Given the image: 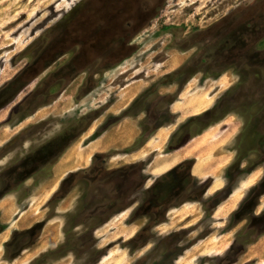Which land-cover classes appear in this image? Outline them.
<instances>
[{
	"label": "rangeland",
	"instance_id": "obj_1",
	"mask_svg": "<svg viewBox=\"0 0 264 264\" xmlns=\"http://www.w3.org/2000/svg\"><path fill=\"white\" fill-rule=\"evenodd\" d=\"M11 1L0 6V13ZM15 1L14 19L12 10L0 15V92L31 61L33 44L45 42L51 35V25L68 27L76 34L89 25L84 27V17L79 16L91 0ZM111 2L94 1L92 8L105 23L102 57L86 73L52 96L34 91L35 83L18 87L19 93L12 86L0 94V222L7 223L0 233V264H180L188 253L192 254L189 264H264V161L251 173H241L239 202L236 194L233 202L218 206L214 218L206 214L210 203L203 208L197 201H188L173 208L168 224L150 232L146 229V246L141 245L143 236L134 240L145 218L134 219L138 204L126 199L122 187L126 174L140 181L149 173V186L162 171L187 160L189 170L194 161L195 172L200 167L207 170L201 180L214 176L216 183L206 196L220 192L222 176L236 156L233 148L243 117L230 115L208 129L194 128L190 134L194 138L183 149L171 155H165L164 149L180 125L200 117L230 85L255 84L253 75L248 81V75H238L245 65L242 59L226 69H215L213 64L229 49L246 52L256 64L264 56V0H150L148 11L126 10L122 14L125 22L133 24L122 27L118 17H112L115 8ZM73 9L78 13L63 26L65 14ZM260 49V54H253ZM95 66L101 70L92 76L97 82L90 91L83 87ZM173 98L170 111L176 117L170 123L167 117H160ZM160 124L164 127L158 128ZM72 125L76 128L70 140L45 169L32 173L19 186L7 184V176L19 160L9 162L23 153L30 156L42 150L51 139L68 133ZM142 128L146 142L128 155L136 149L132 146ZM97 153L105 155V164L104 156H95ZM84 157L87 160L82 164ZM258 158L253 155L243 162L244 168ZM95 160L105 170L98 191L90 185L94 177L77 181L66 195L59 191L68 171ZM115 167L117 172L111 173ZM48 173L50 178L45 177ZM116 183L120 187L111 194ZM241 204L246 208L237 216ZM111 205L114 207L106 208ZM181 226L187 233L184 236V230H177ZM172 233L177 234L168 238ZM167 241H181V246L167 247ZM101 254L105 256L99 261Z\"/></svg>",
	"mask_w": 264,
	"mask_h": 264
},
{
	"label": "flooded vegetation",
	"instance_id": "obj_2",
	"mask_svg": "<svg viewBox=\"0 0 264 264\" xmlns=\"http://www.w3.org/2000/svg\"><path fill=\"white\" fill-rule=\"evenodd\" d=\"M94 1L97 0L89 1L88 8L84 9V7L82 6L83 8L80 11L79 18H81L82 16L84 17V20L82 21L83 26L85 27L84 24H89L86 27L88 28L87 30H80V33L76 34L75 31H70L68 27L56 29L54 25H51V35L45 39V42L37 41L40 43L33 44L35 48V51L33 52V58L30 59L31 61L27 63V66L24 67V70L17 73L13 77L12 81H10V83L5 86L6 89L4 87V89L1 90L0 94H5V92H8L12 86H14L18 92V87L24 88L35 83L34 91L43 92L47 96H52L55 93H60V91L64 90L65 87L69 85V83L76 79V77L84 72L86 73L87 69L90 68L91 65L96 64L98 59L102 57L101 29L103 28L105 23L101 21L99 13H97L92 8ZM104 1H112V6H114L115 8L114 15H112V17H118L117 20L120 27L124 26V24L126 26L133 24V21L125 22V17L122 14H124L126 10L137 9L139 12L148 11L146 9H148L151 5L149 3L150 0ZM77 10L73 9L70 12L66 13L65 16L63 15L65 19V21H63V26H66L65 24H69L73 20V18L76 16V13H78ZM83 11L87 14V16L83 13ZM254 21L255 24L259 25V22L257 20ZM255 24H253L252 26L256 27L257 25ZM59 25L61 26L62 24L60 23ZM254 29L255 30H253V32H257V28ZM119 33H121V31ZM91 40H93V42ZM263 42L262 38L258 40V46L261 47ZM255 47L256 50L257 48H259L257 47V45ZM261 50L262 49H260L259 52H253V54L258 55L262 52ZM217 57L219 58V60L216 61L215 59L216 62L213 64V68L215 69H218L221 66V68L225 66L223 69H226L227 65L231 67V65L235 63L236 59H242L245 65L244 67L242 66L243 68L241 70L237 71L238 75H244V77L248 75V78H245L246 81H248L250 76L253 75L255 84L242 83L238 85H230V87H228L226 91H224L223 95L221 97H217L214 104L210 108L206 109L197 120L193 121L192 118H189L169 136L164 149V154L171 155L177 151H180L186 145H188L189 142L194 138V135L190 137V134L192 133V130L194 128L205 127L208 129L209 127L219 123L226 117L237 114L240 115V117H243V119H245V122L241 131L237 135L236 143L233 148L236 156L234 158V161L229 165V167H227L222 176L224 185L222 186V188L220 187V192L216 193V195L211 196L206 195L215 182L214 177L208 175L206 178L201 180V178L193 174V170L197 161H194V163L190 166V170L188 169L189 162H187V160L175 165L171 169L161 174L160 177L155 178L153 180V183L149 186H146L151 178L149 173L147 176L145 174L144 178L140 181H134L133 179H131V177H133L132 175L130 176L129 174H126L125 180H123L122 182V187L126 188V191L124 192L126 193L125 197L126 199H132V205L136 203L138 204L133 217L134 219L141 216L143 217V219L145 218L141 232L138 233L137 238H134L135 241H139V238L143 236V242L141 244L143 246H146V243L148 242V240H146V229L147 232H150L153 228H156L165 223L168 224V220H170L169 212L171 211V209L181 208L188 201H197V203L201 204L203 208H206L207 204L210 203V205H208L206 214L211 218H214L215 210L218 208V206L229 199L232 193L237 189V185L241 183V173L246 172L247 170L248 173H251L254 169L263 164L264 56H261L260 61H257V64L253 59H248L246 52H232L231 49H229L228 53L224 54L223 56L219 55ZM252 64L255 65L254 68H248V66H252ZM99 70H101V66H95L94 68L90 69L91 76L88 79L89 82H87L83 88L91 91L96 87L95 85L97 81L94 80L92 76H96ZM184 72L185 69L179 71L181 75ZM44 73L47 75L42 76ZM171 74H169L168 77L172 78L173 75ZM66 80L68 82L65 84ZM250 85H252L253 87H249ZM240 97H243V99H240ZM175 100L176 99L173 98L168 101V109L160 117L162 119L167 117V121H170V123H173L176 117L173 115L172 111H170V107L175 102ZM160 127H164V125L160 124L158 128ZM75 128L76 125H72L71 127H69L68 133L61 137L57 136L48 141L42 147V150H39L40 152L37 151L35 154L30 156L28 155L30 153H23L20 157H17V159H13L11 162H9L10 165H12L19 160L18 163L14 165L13 169H11L12 171H10V175L7 176L9 177L7 184L15 187L19 186L23 181L29 180V177H31L30 175L32 173L45 169L47 167L46 163L50 160V158H53L57 150L70 140V135L75 130ZM143 133L146 135V130L144 128H142L140 136ZM139 147L133 149L132 146L133 151L127 154L130 155L134 153V151ZM97 154L98 155L95 156H104L103 162L105 164V162L107 161L105 155H102V153ZM253 155H256L257 158L261 157V160H259L258 158L254 161H250V163L252 164L249 165V168H244L243 162H247V160H250ZM193 159L195 160V158ZM54 161L55 160L51 161L50 165L48 166H51ZM140 166L142 168V171H146V166L145 168L142 164ZM117 168L118 167L110 169L113 170L111 171V173H116ZM121 168L124 169L127 167L121 166ZM103 170V167L99 166L96 163V160L92 161L89 165H84L79 169L71 170L60 181L61 185L59 191L61 190L62 193L64 192V194L66 195L67 193H70L71 189L74 187L77 181H90V178L92 177L95 178V181L94 183H90V185L91 187L94 185V188L96 189V191H98L102 186L101 176L105 171ZM51 176L52 175L48 173L45 177L50 178ZM198 180H201L199 181V183L201 182V186L199 185ZM171 183H173L174 185L172 186ZM96 185L98 187H96ZM117 187H120V183H116L111 194L117 193ZM100 193H102V190H100ZM99 198L102 199V197ZM246 204H241L239 206V210L241 211L237 213V216L242 214L241 212H243V209L246 208ZM110 207L114 206L111 205L106 208ZM177 230H184L182 231L183 236L187 234L185 228L182 226ZM3 231H1L0 233H2ZM175 234L172 233V235H169L168 238ZM208 235L210 234H207L205 238H207ZM180 240H182V238H180ZM166 243L167 247H171L172 245L181 246V241L179 243H169V241H167ZM194 244H192L191 246L187 245L185 247V250H187L189 247H192ZM104 256L105 254H101V256L99 257V261Z\"/></svg>",
	"mask_w": 264,
	"mask_h": 264
},
{
	"label": "bare ground",
	"instance_id": "obj_3",
	"mask_svg": "<svg viewBox=\"0 0 264 264\" xmlns=\"http://www.w3.org/2000/svg\"><path fill=\"white\" fill-rule=\"evenodd\" d=\"M5 1H10V0H4L3 1V3H1L0 4V6H2V7H4V2ZM16 6H17V2L15 1V0H12L11 2H10V5L7 7V8H3V10H2V12L0 13V15H1V17H3V15L7 12V11H9V10H12L11 11V18H15V14L13 15V12L16 10ZM1 7V8H2ZM2 19V18H1ZM11 22H9L8 24H10ZM86 160H87V157H84V159L82 160V164H84V163H86ZM236 196V195H235ZM234 196V197H235ZM234 199H236V198H234ZM234 199H232L229 203H231V202H233V200ZM238 199V198H237ZM232 206V205H231ZM234 206V205H233ZM233 206L231 207V208H233ZM230 208V209H231ZM224 246V245H223ZM222 247V246H221ZM220 247V248H221ZM220 248H218V249H220ZM191 258H192V254L191 253H188L186 256H185V258H183L182 259V261H181V263L180 264H189V262L191 261ZM121 264V263H120Z\"/></svg>",
	"mask_w": 264,
	"mask_h": 264
},
{
	"label": "crops",
	"instance_id": "obj_4",
	"mask_svg": "<svg viewBox=\"0 0 264 264\" xmlns=\"http://www.w3.org/2000/svg\"><path fill=\"white\" fill-rule=\"evenodd\" d=\"M140 136V135H139ZM134 138H135V136H134ZM68 149H70V148H68ZM64 155V154H63ZM196 158V157H195ZM197 164V163H196ZM82 166V165H81ZM167 170H169V169H166V170H164V171H162L161 173H160V175L161 174H163L165 171H167ZM71 171V170H70ZM205 171H207L206 169H204V168H199L198 169V172H195L194 170H193V174H195L197 177H199V178H202V175L203 174H206V172ZM69 172V171H68ZM67 172V173H68ZM150 174H151V172H150ZM210 176H213V175H211V174H209ZM214 177V176H213ZM216 183V182H215ZM215 183L213 184V186L215 185ZM251 183H249V185H250ZM222 184H220L218 187H220ZM247 184L245 183L244 184V186H246ZM248 185V186H249ZM247 186V187H248ZM236 194H239V198L237 199L238 201L237 202H239L240 201V199H241V197H242V193L241 192H239L237 189L232 193V195L230 196V198L229 199H227L226 201H224V203H227V202H230L231 201V199H234V196L236 195ZM23 211V210H22Z\"/></svg>",
	"mask_w": 264,
	"mask_h": 264
},
{
	"label": "trees",
	"instance_id": "obj_5",
	"mask_svg": "<svg viewBox=\"0 0 264 264\" xmlns=\"http://www.w3.org/2000/svg\"><path fill=\"white\" fill-rule=\"evenodd\" d=\"M199 117H194L192 118L193 121L197 120ZM146 142V135L143 133L141 136H139L135 142V144L133 145V148H137L140 145L144 144ZM6 229V225L4 223L0 222V232Z\"/></svg>",
	"mask_w": 264,
	"mask_h": 264
}]
</instances>
